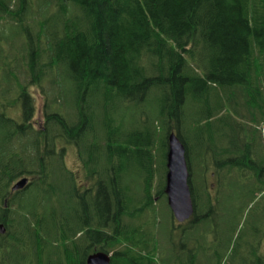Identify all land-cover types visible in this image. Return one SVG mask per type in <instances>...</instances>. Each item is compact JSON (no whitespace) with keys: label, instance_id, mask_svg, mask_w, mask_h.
Wrapping results in <instances>:
<instances>
[{"label":"trees","instance_id":"obj_1","mask_svg":"<svg viewBox=\"0 0 264 264\" xmlns=\"http://www.w3.org/2000/svg\"><path fill=\"white\" fill-rule=\"evenodd\" d=\"M257 126L264 0H0V264H84L98 251L156 264L168 134L185 147L197 225L212 208L210 161L215 190L225 182L219 136L253 141Z\"/></svg>","mask_w":264,"mask_h":264},{"label":"rangeland","instance_id":"obj_2","mask_svg":"<svg viewBox=\"0 0 264 264\" xmlns=\"http://www.w3.org/2000/svg\"><path fill=\"white\" fill-rule=\"evenodd\" d=\"M31 93L35 100L34 121L37 123L41 117L43 99L37 88H32ZM143 109L130 106L131 118L133 115H137L138 111L142 114ZM228 114H233L230 105L225 108L226 119H228ZM242 115L244 120H250V122H246L248 125L258 123L256 120L254 123L251 121L247 110ZM256 115L258 117L259 113ZM239 130L241 131L242 128ZM243 130L245 132L244 128ZM248 131L255 133L257 138L249 141L250 134L246 132L245 134L232 133L228 128L225 129V138L218 136L220 144L225 145V150L236 154H238L237 148L241 150L237 162L241 163L242 159L240 158L243 157L245 159L243 164L251 163L249 166L253 173L255 170L254 154L258 164L264 163V134L260 131L256 132V129L252 127H249ZM242 139L246 140V143ZM247 146L249 150L245 151ZM58 149L60 150V148ZM215 150L217 148H209V152ZM214 157L217 160L222 158L218 150ZM63 161L67 169L79 174L81 162L74 148L69 147L64 151ZM250 168L248 167V170L245 171L239 167L242 172L232 177V183L225 187L224 182L222 188L219 187L216 191L215 188L218 184H215V177H211L215 170L210 161V167L207 170V185L210 187L212 208L201 224L195 225L187 222L178 225L171 219L166 199L164 197L158 199L156 211L159 240L156 264H255L258 261L259 258L255 253L259 256L260 252L264 253V225L262 224L264 221V211L262 210L264 196L259 195L255 188V179L253 183L248 181ZM134 179L137 178H133V176L130 178V180ZM198 180L201 183L199 178ZM220 180L225 179L220 178ZM81 181L82 178L78 175L77 185L84 184ZM247 259L249 262L246 261ZM141 263L137 262V264Z\"/></svg>","mask_w":264,"mask_h":264},{"label":"water","instance_id":"obj_3","mask_svg":"<svg viewBox=\"0 0 264 264\" xmlns=\"http://www.w3.org/2000/svg\"><path fill=\"white\" fill-rule=\"evenodd\" d=\"M166 169L164 193L167 205L174 219L183 222L192 215L193 203L188 184L185 148L174 132L169 133L167 138ZM27 182V178L18 180L12 186V190L23 188ZM0 233H4L1 225ZM110 261L111 254L95 252L87 256L85 264H110Z\"/></svg>","mask_w":264,"mask_h":264},{"label":"flooded vegetation","instance_id":"obj_4","mask_svg":"<svg viewBox=\"0 0 264 264\" xmlns=\"http://www.w3.org/2000/svg\"><path fill=\"white\" fill-rule=\"evenodd\" d=\"M243 140V139H242ZM246 143V140H243ZM240 147H243L240 145ZM249 150V147L247 146L245 151ZM238 154L236 153H230L227 150V154H225V187L232 183V180L234 177V174L232 172L241 173L242 171L239 169V167L236 165L238 161V157L241 154V150L237 148ZM246 153V152H245ZM254 153V152H253ZM254 172L252 173L251 169L249 180L254 176L255 179V188H257V191L259 195L264 196V163H257L255 154H254ZM254 174V175H253ZM237 181V180H236ZM262 210L264 211V204L262 205ZM264 225V221L262 223ZM260 257L264 262V253L260 252Z\"/></svg>","mask_w":264,"mask_h":264},{"label":"bare ground","instance_id":"obj_5","mask_svg":"<svg viewBox=\"0 0 264 264\" xmlns=\"http://www.w3.org/2000/svg\"><path fill=\"white\" fill-rule=\"evenodd\" d=\"M148 93V92H147ZM51 152V151H50ZM52 153V152H51ZM165 166H166V164H165ZM28 185V184H27ZM16 191H18V190H16ZM103 207H105V206H103ZM102 208V207H101ZM99 209V208H98ZM108 209V208H107ZM101 211V210H100ZM103 211V210H102ZM102 214V213H101ZM105 214V213H104ZM107 217V216H106ZM111 217V216H110ZM102 218V217H101ZM112 218V217H111ZM115 218H116V216H115ZM105 220V219H104ZM103 220V221H104ZM0 225L4 228V226H3V224H1L0 223ZM114 225V224H113ZM132 246V245H131ZM103 252H105V251H103ZM111 254H112V252H110ZM91 254V253H90ZM88 255V254H87ZM85 261V260H84ZM122 261H124V260H122ZM115 263V262H114ZM127 264V263H126Z\"/></svg>","mask_w":264,"mask_h":264}]
</instances>
